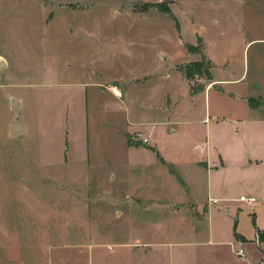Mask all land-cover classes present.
<instances>
[{"label": "rangeland", "instance_id": "obj_1", "mask_svg": "<svg viewBox=\"0 0 264 264\" xmlns=\"http://www.w3.org/2000/svg\"><path fill=\"white\" fill-rule=\"evenodd\" d=\"M3 4L0 48L11 63L0 71V264L10 258L67 263L79 248L98 249L97 241L125 236L123 230L110 232L111 223L164 217L163 210L147 209L142 219L144 211L123 199V166L144 152L128 149L119 133L124 135L116 133L115 125L124 126L125 105L111 85L128 91L131 108H138L143 97L132 85L171 64L180 68L187 45L200 52L208 44L209 53L228 64L227 76L240 78L238 86L253 96L264 94V0ZM100 82L102 92L95 87ZM16 117L26 131L12 136ZM125 138L132 144L133 135ZM110 169L117 178H110ZM226 181L212 178L219 259L264 264V166L253 168V192L234 185L226 192ZM241 194L259 204L247 206ZM200 226L206 231V220ZM238 246L244 256L236 253Z\"/></svg>", "mask_w": 264, "mask_h": 264}, {"label": "crops", "instance_id": "obj_2", "mask_svg": "<svg viewBox=\"0 0 264 264\" xmlns=\"http://www.w3.org/2000/svg\"><path fill=\"white\" fill-rule=\"evenodd\" d=\"M4 2L0 0V10ZM1 49L0 71L10 62ZM187 50L188 59L181 67L202 57L200 52ZM202 52L212 62V79L208 82L204 78L191 81L181 67L171 64L149 75L156 79L147 81L149 76L144 75L142 83L132 85L143 97L134 109L128 91L109 87L125 105L124 126L115 125L116 133L120 131L125 137L133 135L130 144L119 133L124 146L144 152L123 166L127 177L122 180L123 199L128 200L129 208L144 211L142 219L147 209L157 210L159 214L163 210L164 217L123 220L120 227L111 223L110 232L123 230L125 236L106 243L97 241L94 244L98 249L94 245L87 251L79 248L66 259L67 263H62L222 264L218 255L222 241L215 238L212 222L211 208L219 202L211 197L212 178L217 176L223 183L227 179L231 185L226 192L233 185L253 192V168L264 166V113L260 111L264 109V94L253 96L246 92L248 88L243 90L238 86L240 78L227 76L228 64L215 59L208 44ZM201 83L203 88L193 89L192 86ZM101 84L95 83L97 91L104 90ZM257 99L260 101L253 103ZM135 136L138 137L134 139ZM143 137L149 143H144ZM67 145L66 142L68 148ZM68 149L70 154V144ZM109 171L110 178H117L112 169ZM156 178L164 183L154 184ZM228 199L231 198H225ZM258 204L256 201L252 207ZM204 220L207 229L203 232L200 225ZM239 247L242 246L235 251ZM5 264H22V260L10 258Z\"/></svg>", "mask_w": 264, "mask_h": 264}, {"label": "trees", "instance_id": "obj_3", "mask_svg": "<svg viewBox=\"0 0 264 264\" xmlns=\"http://www.w3.org/2000/svg\"><path fill=\"white\" fill-rule=\"evenodd\" d=\"M190 51H196L193 46H187ZM202 57L198 61H192L189 63L184 64L181 68L185 72L187 78L189 80H195L196 78H204L207 82L212 79L211 75V67L212 62L211 60L202 52ZM193 89L195 88H203L204 84H199L198 87L192 86Z\"/></svg>", "mask_w": 264, "mask_h": 264}, {"label": "water", "instance_id": "obj_4", "mask_svg": "<svg viewBox=\"0 0 264 264\" xmlns=\"http://www.w3.org/2000/svg\"><path fill=\"white\" fill-rule=\"evenodd\" d=\"M19 105V101L13 99L12 100V107L16 108ZM26 131V126L24 125L22 119L20 117H16L14 122L11 125V135L16 136L22 134Z\"/></svg>", "mask_w": 264, "mask_h": 264}, {"label": "built area", "instance_id": "obj_5", "mask_svg": "<svg viewBox=\"0 0 264 264\" xmlns=\"http://www.w3.org/2000/svg\"><path fill=\"white\" fill-rule=\"evenodd\" d=\"M142 140H143L144 143H149V140H148L147 137H143ZM199 149L201 151H203L202 148L199 147ZM240 200L243 201V202H245V204H247L250 207H252L253 204H254V202L257 201L255 197H253V196H245V195H241ZM236 253L238 255H240V256H243L244 253H245L244 248H242V247L237 248L236 249Z\"/></svg>", "mask_w": 264, "mask_h": 264}]
</instances>
